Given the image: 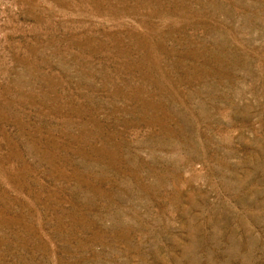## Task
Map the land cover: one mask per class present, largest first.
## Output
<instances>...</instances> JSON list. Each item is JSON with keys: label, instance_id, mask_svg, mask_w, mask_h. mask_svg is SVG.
Instances as JSON below:
<instances>
[{"label": "rangeland", "instance_id": "374dc122", "mask_svg": "<svg viewBox=\"0 0 264 264\" xmlns=\"http://www.w3.org/2000/svg\"><path fill=\"white\" fill-rule=\"evenodd\" d=\"M0 264H264V0H0Z\"/></svg>", "mask_w": 264, "mask_h": 264}]
</instances>
